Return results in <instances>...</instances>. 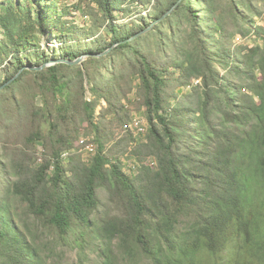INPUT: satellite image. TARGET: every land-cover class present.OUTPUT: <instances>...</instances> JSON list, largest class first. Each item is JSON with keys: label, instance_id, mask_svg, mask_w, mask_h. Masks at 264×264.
Listing matches in <instances>:
<instances>
[{"label": "trees", "instance_id": "trees-1", "mask_svg": "<svg viewBox=\"0 0 264 264\" xmlns=\"http://www.w3.org/2000/svg\"><path fill=\"white\" fill-rule=\"evenodd\" d=\"M146 4L0 3V264H264V0Z\"/></svg>", "mask_w": 264, "mask_h": 264}, {"label": "rangeland", "instance_id": "rangeland-1", "mask_svg": "<svg viewBox=\"0 0 264 264\" xmlns=\"http://www.w3.org/2000/svg\"><path fill=\"white\" fill-rule=\"evenodd\" d=\"M77 0H59V4H68V5H72L73 3H75ZM2 2V0H0V3ZM147 2V8H144L142 11H141V14H147L148 13V9L152 6L154 0H146ZM73 16H75V20L78 21V22H82L83 20V16L82 14L79 12V11H74L71 13ZM72 15H67V17L69 18H72ZM167 16V15H166ZM165 16V17H166ZM164 17V18H165ZM163 18V19H164ZM127 20H129L128 18H126ZM257 22L259 24H264V14L262 15L261 18H258L257 19ZM143 34V33H142ZM141 35V34H140ZM0 37H1V34H0ZM237 42H242V41H245L246 43L252 45V44H255L257 42H259V40H255L254 36H248L247 38H244L242 40V38L240 36H238L236 38ZM41 44H46L48 45V47H51V48H55L59 45V43L57 42L56 39H54L51 35H50V32H45V34L42 36V41H41ZM88 93V92H87ZM130 96H134L133 92L130 94ZM104 103V101H103ZM99 109V108H98ZM134 116H141L143 118V123L144 125H147V122H146V119L144 117V114H143V110L142 109H135L132 111V114H131V117L133 118ZM85 125V124H84ZM83 125V126H84ZM82 134H84V130L82 129L81 130ZM145 134L141 135V136H137L138 139L142 140L144 138ZM82 137V136H81ZM93 142V141H92ZM95 145V142L93 143ZM41 148V147H40ZM73 149V151H75V148H71ZM70 149V150H71ZM82 156H83V159L87 157V153L85 151H83L82 153ZM124 159V158H123ZM85 160V159H84ZM131 162H134L133 159H125V171L127 173H129V165H132ZM101 196L103 199H105V196H104V193L101 192ZM77 248H68L67 249V252L65 254V257H64V264H101L102 260H100V257L98 256L97 254V251H94L93 249L90 250V248H87L86 249V257L83 258V259H80L78 253H77ZM229 254H227L228 256ZM226 256V257H227ZM202 258H204V260H206V257H205V254L201 256ZM236 257V259H238V261H241L242 260V256H235L233 255V259ZM228 258V257H227ZM243 258L245 260H257V257L256 256H252L249 251L246 252L244 251L243 252ZM234 261V260H233ZM145 262H148V261H141V264H146Z\"/></svg>", "mask_w": 264, "mask_h": 264}, {"label": "built area", "instance_id": "built-area-1", "mask_svg": "<svg viewBox=\"0 0 264 264\" xmlns=\"http://www.w3.org/2000/svg\"><path fill=\"white\" fill-rule=\"evenodd\" d=\"M147 8V7H146ZM150 9V8H149ZM148 9V11H149ZM131 127L134 128L136 130V133H138L140 136L143 135L146 131V125H144L143 123V118L141 116H134L132 118V122H131ZM84 140V137H81V141ZM73 149L71 150H66L63 152L62 156L63 158L66 160L69 156V153L72 152ZM83 151H85L87 153V157L84 158L85 160H89L90 156H92L95 152V145L93 144V142L89 141V143H87V145L83 148ZM148 162L150 163V165L154 166L155 165V159L154 158H150L148 160ZM132 165H129V167L135 171V165L131 162Z\"/></svg>", "mask_w": 264, "mask_h": 264}, {"label": "water", "instance_id": "water-1", "mask_svg": "<svg viewBox=\"0 0 264 264\" xmlns=\"http://www.w3.org/2000/svg\"><path fill=\"white\" fill-rule=\"evenodd\" d=\"M171 11H172V9L168 10L163 16H161L157 20L152 21L148 27L144 28L143 30H141L140 32H138L136 35L132 36L130 39H133L134 37H136V36H138V35H140L142 33L147 32L148 30H150L154 25H156L158 22H160L166 15H168L169 13H171ZM111 48L112 47H110L109 49H107L106 51H104L102 54L108 53ZM97 55H101V54H97ZM87 56H88L87 54H83V55H80V56H78L77 58H75L73 60H70L69 58H62V57H60L58 59H52V60H50L49 62L45 63L44 66H48V65H51V64H55L57 62H65V63H69V64H74V63L82 64L83 60ZM39 68H41V67H39ZM85 85H86V87H88V81H87V79H85ZM88 94H89V92H88Z\"/></svg>", "mask_w": 264, "mask_h": 264}]
</instances>
